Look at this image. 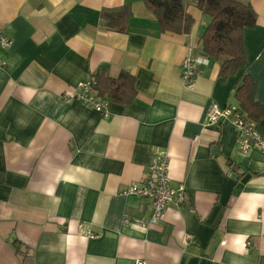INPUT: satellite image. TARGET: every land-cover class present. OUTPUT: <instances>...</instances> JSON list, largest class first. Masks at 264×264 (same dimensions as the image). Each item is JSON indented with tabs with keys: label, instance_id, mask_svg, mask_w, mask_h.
Here are the masks:
<instances>
[{
	"label": "crops",
	"instance_id": "0c3cea01",
	"mask_svg": "<svg viewBox=\"0 0 264 264\" xmlns=\"http://www.w3.org/2000/svg\"><path fill=\"white\" fill-rule=\"evenodd\" d=\"M238 1L257 15L247 64L224 81L211 59L186 87L182 62L211 22L195 2L191 32L177 34L143 0H0V33L13 41L0 50V264H264V150L243 155L233 123L207 120L239 106L247 75L264 105V0ZM123 6L127 33L107 30L102 10ZM99 70L136 81L135 100L109 102L107 117L71 98ZM255 127L264 134V119ZM156 151L185 201L154 227L125 224L152 216L126 191Z\"/></svg>",
	"mask_w": 264,
	"mask_h": 264
},
{
	"label": "trees",
	"instance_id": "16d2710c",
	"mask_svg": "<svg viewBox=\"0 0 264 264\" xmlns=\"http://www.w3.org/2000/svg\"><path fill=\"white\" fill-rule=\"evenodd\" d=\"M146 8L156 17L162 33L189 34L194 20L188 5L195 2L203 14L211 19L201 37L200 49L209 58L220 63V76L225 81L235 77L247 64L245 30L256 25L257 15L249 3L238 0H143ZM132 16L130 6L104 9L100 18L109 31L127 33ZM94 89L109 102L132 103L137 95L136 81L127 72L119 78L109 77L99 70L93 75ZM257 82L247 75L235 91V98L243 116L257 123L264 119V105L257 99Z\"/></svg>",
	"mask_w": 264,
	"mask_h": 264
},
{
	"label": "built area",
	"instance_id": "2783aa9c",
	"mask_svg": "<svg viewBox=\"0 0 264 264\" xmlns=\"http://www.w3.org/2000/svg\"><path fill=\"white\" fill-rule=\"evenodd\" d=\"M11 38L0 33V50L11 48ZM209 58L202 50L189 47V52L181 65V77L186 87H193L200 73V68L209 64ZM95 79L92 77L87 81L78 84L71 98L81 102L84 106L101 112L108 116L109 101L99 95L94 89ZM209 124L233 123L238 135L239 149L243 155L249 154L252 150H264V134H261L255 127V123L247 120L241 113L238 106L228 105L224 109L212 107L207 115ZM127 194L138 196L147 201L153 210L149 220L125 218V224H136L142 227L151 228L158 224L165 215L167 209L173 204H182L185 201L184 185L174 186L170 176V158L162 151H156L153 155L149 171L139 181L132 183L126 191ZM79 231L91 239L100 235L79 226ZM195 237L187 234L184 238V245L193 244ZM136 264H147L145 260H138Z\"/></svg>",
	"mask_w": 264,
	"mask_h": 264
}]
</instances>
